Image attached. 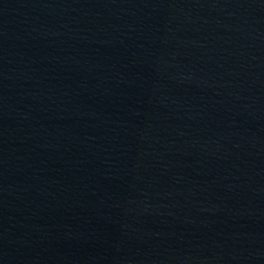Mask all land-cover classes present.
<instances>
[{"label":"water","instance_id":"1","mask_svg":"<svg viewBox=\"0 0 264 264\" xmlns=\"http://www.w3.org/2000/svg\"><path fill=\"white\" fill-rule=\"evenodd\" d=\"M0 264H264V0H0Z\"/></svg>","mask_w":264,"mask_h":264}]
</instances>
